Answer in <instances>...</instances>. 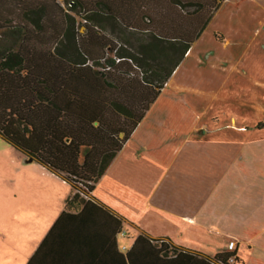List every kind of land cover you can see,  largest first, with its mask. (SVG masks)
Returning <instances> with one entry per match:
<instances>
[{
	"label": "trees",
	"instance_id": "16d2710c",
	"mask_svg": "<svg viewBox=\"0 0 264 264\" xmlns=\"http://www.w3.org/2000/svg\"><path fill=\"white\" fill-rule=\"evenodd\" d=\"M212 1L200 28L171 16L172 5ZM221 1L0 0V137L70 184L66 207L80 210L55 225L85 224L97 211L121 229L91 194ZM142 244L165 264H241L233 251L206 259L142 236L126 264H145L135 257Z\"/></svg>",
	"mask_w": 264,
	"mask_h": 264
},
{
	"label": "crops",
	"instance_id": "0c3cea01",
	"mask_svg": "<svg viewBox=\"0 0 264 264\" xmlns=\"http://www.w3.org/2000/svg\"><path fill=\"white\" fill-rule=\"evenodd\" d=\"M263 25L264 0L221 1L157 99H164L169 114H163L154 127H170L166 118H171L180 122V130L155 136L148 128L141 139L136 138L139 129L146 125L153 105L91 194L95 205L121 221L120 230L104 212L97 211L85 224L55 225L63 212L77 214L80 210L66 207L71 192L50 224L29 232L24 229L33 242L27 249L20 248L22 255L14 256L10 246H2L0 264H29L33 257L31 264H126L125 254L141 236L149 240L166 239L174 247L206 259L228 252L229 243L234 242L233 253L241 264H264V244L242 237L245 228L237 219L247 217L248 223L255 217L264 218V198L250 197L251 190L246 188L237 193L235 166L232 180H227L219 168V146L203 145L208 140L201 137L207 130H188L186 117L182 121L181 114L172 112L177 110L174 106L195 104L200 106L202 120L218 103L230 80L264 92V36L258 32ZM178 135L181 139L172 142V137ZM208 150L215 154L207 155ZM236 150L227 148V156L222 160L228 163L232 158L230 151ZM32 161L27 158L16 164L19 175L26 178L19 182V195L11 192L14 186L4 188L3 216L16 211L18 205L12 201L19 196L28 197L27 189L32 191L29 202L35 204L31 198L36 200V189H40L37 175L51 172L42 165L29 166ZM238 179H244L243 175ZM27 186L30 188L25 189ZM241 205L245 206L242 210L238 208ZM136 253L138 263L165 264L143 244Z\"/></svg>",
	"mask_w": 264,
	"mask_h": 264
},
{
	"label": "rangeland",
	"instance_id": "374dc122",
	"mask_svg": "<svg viewBox=\"0 0 264 264\" xmlns=\"http://www.w3.org/2000/svg\"><path fill=\"white\" fill-rule=\"evenodd\" d=\"M212 2L211 6H207L204 10L197 7L179 9L172 5L171 16L176 17L177 14H182L189 26L195 25V27L200 28L203 21L211 15V7L216 5V2ZM258 32L261 37L264 36V25L259 28ZM251 56L254 55L252 54ZM162 100L164 99H159L154 104L146 125L139 129L140 131H138V137L136 138L141 139L148 128L149 130L151 129L155 136H161V134L169 135V130H180V122L171 121L173 120L171 118H166V120H169L167 122H169L170 127L166 129L154 127V122L158 124V119L162 118L163 114L164 116L169 114L168 107L166 104L163 105ZM217 102L202 120H200L202 115L198 110L200 106L195 104L174 106L177 110L172 112L181 114L182 121L186 117L188 130L191 128H199L200 132L207 130V133L201 137L204 141L208 140L203 145L211 147L213 143L215 146H219L220 149L217 153L220 157L219 168L224 172L227 180H232V169L235 166L234 172H237V180L234 190L237 193L240 192V189L246 188L248 189L247 191L251 190V193H249L250 191L248 192L250 197L254 199L264 198V186L262 185L264 184V92H260L249 84H243L242 86L230 80L220 93ZM181 127L183 128V125ZM172 139V142L177 143L181 137L179 135L177 137L173 136ZM188 144L192 143L188 142ZM227 148L230 150L237 148L238 150L235 153L230 151L229 156H232V158L228 163H226V160H222V158L225 159L227 156ZM208 151L207 155L209 156L215 154L210 152V150ZM25 160L27 158L20 149L8 144L0 137V261L2 260L3 245L5 247L10 246L14 256L22 255L19 252L20 248L25 247L27 249L33 242V238L30 237L29 233H25L24 229L26 228L29 232L34 227L50 224L56 211L59 210L65 198L72 192V188L67 181L48 170L51 173H45L43 176L37 175L40 180V189H36V200L31 198L33 202L35 201V204L29 202V194L31 195L32 191H29L27 189L29 186H27L25 189H27L28 197L23 195L24 199L19 196L16 200H13L14 205H18L16 206V211L12 210L8 216H3L2 199L5 196L4 188L14 186L11 187V192L19 195L21 187L19 182L26 176L19 175L16 164L23 163ZM31 164L33 166H41L37 161H32L29 166ZM241 175L244 177L241 180L244 183H241L238 179ZM3 181H8L11 185H5ZM245 181L247 184H245ZM20 206L21 208L19 209ZM244 207L242 205L238 206L241 210ZM237 219L241 226L245 228L244 233L241 234L242 237L264 244V231H262L264 229V218L255 217L252 218V222L248 223L247 221L250 219L247 217H239ZM245 222L246 224H244ZM255 229H260L261 232H256ZM247 247L249 248L250 246L248 245ZM19 264H22V262Z\"/></svg>",
	"mask_w": 264,
	"mask_h": 264
},
{
	"label": "built area",
	"instance_id": "2783aa9c",
	"mask_svg": "<svg viewBox=\"0 0 264 264\" xmlns=\"http://www.w3.org/2000/svg\"><path fill=\"white\" fill-rule=\"evenodd\" d=\"M235 248H236L235 243L234 242H230L227 249H228L229 252L230 251L232 252V251L235 250ZM230 262L233 263L234 262V259H231Z\"/></svg>",
	"mask_w": 264,
	"mask_h": 264
},
{
	"label": "water",
	"instance_id": "95a60500",
	"mask_svg": "<svg viewBox=\"0 0 264 264\" xmlns=\"http://www.w3.org/2000/svg\"><path fill=\"white\" fill-rule=\"evenodd\" d=\"M122 136V135H121ZM30 161H32V159H29Z\"/></svg>",
	"mask_w": 264,
	"mask_h": 264
}]
</instances>
